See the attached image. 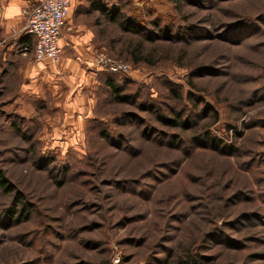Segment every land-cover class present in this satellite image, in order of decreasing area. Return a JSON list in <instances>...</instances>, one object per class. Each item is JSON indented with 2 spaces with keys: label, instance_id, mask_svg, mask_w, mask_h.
Masks as SVG:
<instances>
[{
  "label": "rangeland",
  "instance_id": "374dc122",
  "mask_svg": "<svg viewBox=\"0 0 264 264\" xmlns=\"http://www.w3.org/2000/svg\"><path fill=\"white\" fill-rule=\"evenodd\" d=\"M98 1L176 36L90 10L93 58L129 70L92 63L69 89L24 75L0 35V264H264V0Z\"/></svg>",
  "mask_w": 264,
  "mask_h": 264
},
{
  "label": "crops",
  "instance_id": "0c3cea01",
  "mask_svg": "<svg viewBox=\"0 0 264 264\" xmlns=\"http://www.w3.org/2000/svg\"><path fill=\"white\" fill-rule=\"evenodd\" d=\"M38 1L39 0H4L0 3V35L4 39L1 40L4 44L3 55L7 54L9 57H13V59L16 58L20 60L23 66H19L18 69L22 71L24 75L28 76L29 74L32 80L46 79V81L49 80V82L55 84L57 81L63 80L70 89V76L73 77L75 74H81L84 69L91 66L93 63V50L89 43L91 33L89 29L80 22L79 18L83 14L89 13L90 10L94 9L91 7L94 0H70L69 11L60 39L62 54L57 63H53L49 60L41 62L35 60L27 61L25 57L28 51H31L33 54V43L31 46L22 44V37L25 34V32L23 33L25 19L21 13V9L24 6L31 7ZM85 2H89V4L84 5ZM78 6L79 8L85 6L83 7L84 11L76 12V15H73L74 10H76ZM23 46L27 47L26 51H23ZM17 47H21L23 53H20ZM5 59L6 58H4V60ZM70 71H72V75H70ZM54 86L55 85H53V87Z\"/></svg>",
  "mask_w": 264,
  "mask_h": 264
},
{
  "label": "built area",
  "instance_id": "2783aa9c",
  "mask_svg": "<svg viewBox=\"0 0 264 264\" xmlns=\"http://www.w3.org/2000/svg\"><path fill=\"white\" fill-rule=\"evenodd\" d=\"M69 7L70 0H39L31 7L24 6L21 9L25 19L24 32L32 35L35 41L32 49L35 61L59 62L62 54L60 39ZM23 49L26 51L27 47L23 46ZM93 63L112 73H126L129 70L127 63L112 59L102 52L94 56Z\"/></svg>",
  "mask_w": 264,
  "mask_h": 264
},
{
  "label": "trees",
  "instance_id": "16d2710c",
  "mask_svg": "<svg viewBox=\"0 0 264 264\" xmlns=\"http://www.w3.org/2000/svg\"><path fill=\"white\" fill-rule=\"evenodd\" d=\"M175 7L183 4V3H193L196 4L198 3L199 5L202 4L201 0H170ZM91 7H93L94 9H96L97 11H99L100 13H102L103 15L106 16L107 20L112 22V23H118L120 28L124 31V32H129V33H134V34H140V35H145L148 40L153 41L159 38L165 39V40H171L173 37H175V34L170 33L169 30L165 29H159V31H157L156 33L153 30L148 29L145 25H143L140 22H137L136 20L124 16L122 11L120 9H118L117 7H105L103 4H101L98 0H94L91 4ZM151 24H153L155 27H159V24L156 21H151ZM186 27L184 26L183 28H180L179 31L184 32V29ZM177 35H181V33H179ZM183 36V35H181ZM33 43V47L35 44V41L33 39V36L30 34L25 33L24 36L22 37V44H26L27 46H31V44ZM122 61V60H120ZM125 62V61H123ZM106 85L110 88V90L114 93V95L116 96V98L118 100H122V99H126L128 97L124 96V95H120V92L122 91L119 86L117 84L114 83V80L111 77H107V79L105 80ZM172 93H174V95L178 96V93L176 91V89H172ZM207 105L205 104V107ZM204 107V108H205ZM177 116L178 113H176ZM176 116V117H177ZM159 120L161 121L162 124L168 125V126H188L187 125V121H189L188 119H183L182 122H180V119H174V118H166L163 116H158ZM192 141H194L195 144H202L204 146H207L209 148H214V149H221L223 147H221V141L219 139H217L214 136H210L208 135V132H205L204 135H200V134H195L192 137ZM222 150V149H221ZM0 190H2L5 193H12L14 192V187L12 185V183L3 175L2 171L0 170ZM14 200L15 202L20 201V193L15 192L14 194ZM14 209H9L8 210V214L12 215L14 213L13 211ZM184 264H200L198 261H196L195 259H191L189 258V261H183Z\"/></svg>",
  "mask_w": 264,
  "mask_h": 264
}]
</instances>
